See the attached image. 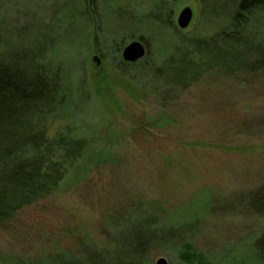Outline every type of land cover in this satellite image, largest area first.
Instances as JSON below:
<instances>
[{
  "label": "rangeland",
  "instance_id": "374dc122",
  "mask_svg": "<svg viewBox=\"0 0 264 264\" xmlns=\"http://www.w3.org/2000/svg\"><path fill=\"white\" fill-rule=\"evenodd\" d=\"M90 1L94 13L78 0H0V58L35 62L56 51L73 83V105L47 137L81 134L96 155L63 164L57 193L0 226V264L126 263L120 248L144 239L158 245L142 248L143 264H181L169 246L188 232L206 263L241 264L264 234L247 203L264 188V71L251 69L264 50V11L230 36V73L209 72L182 91L165 85L175 71L160 68L180 45L217 33L239 0ZM185 7L191 20L179 29ZM131 41L145 56L126 64Z\"/></svg>",
  "mask_w": 264,
  "mask_h": 264
},
{
  "label": "trees",
  "instance_id": "16d2710c",
  "mask_svg": "<svg viewBox=\"0 0 264 264\" xmlns=\"http://www.w3.org/2000/svg\"><path fill=\"white\" fill-rule=\"evenodd\" d=\"M78 2L83 4V10L94 13L90 0ZM233 10L235 17H228L225 25L213 36L204 40L192 39L184 45L187 50L180 45L174 54H170H176V58L171 63L165 62L160 71L166 67L177 73L173 72L165 81L166 86L183 91L209 72L230 73V36L239 27L247 26L246 21L253 12L264 11V0H239ZM159 20L154 16L152 25L156 26L155 22ZM216 50L222 55L217 61L213 60L215 54L212 53ZM257 54L258 62L251 69L264 71V50L259 49ZM56 57V51H53L35 62L3 61L0 58V226L21 209L32 207L57 193L65 173L63 164L71 166L81 156L84 159V155L85 161H93L96 156L87 151L88 143L81 134L59 133L52 140L47 137L48 123L55 120L66 105H73V83L70 78H65ZM58 150L61 154L54 155ZM247 203L253 212L264 217V188L253 192ZM190 234L188 232L183 240L177 239L169 246L170 250L177 254L181 264H208L206 255L194 250L186 239ZM151 245L158 244L144 239L128 252L120 248V253L130 256L128 262L120 264H143V249ZM250 249L241 264L262 263L264 234L256 238Z\"/></svg>",
  "mask_w": 264,
  "mask_h": 264
},
{
  "label": "water",
  "instance_id": "95a60500",
  "mask_svg": "<svg viewBox=\"0 0 264 264\" xmlns=\"http://www.w3.org/2000/svg\"><path fill=\"white\" fill-rule=\"evenodd\" d=\"M192 12L188 7L183 8L180 12H178V16L176 19L177 27L179 29H185L190 20H191ZM145 56V48L142 42L140 41H131L128 45L124 46L121 51V60L126 64H132L136 61L142 59ZM93 61H97L96 57L92 58ZM155 264H167V261L164 258H158L155 261Z\"/></svg>",
  "mask_w": 264,
  "mask_h": 264
}]
</instances>
